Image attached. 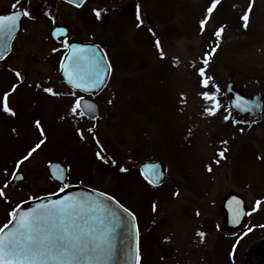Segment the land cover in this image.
I'll list each match as a JSON object with an SVG mask.
<instances>
[{
    "label": "rangeland",
    "instance_id": "rangeland-1",
    "mask_svg": "<svg viewBox=\"0 0 264 264\" xmlns=\"http://www.w3.org/2000/svg\"><path fill=\"white\" fill-rule=\"evenodd\" d=\"M24 1L31 3L32 19L25 23L11 58L0 66V99L19 85L9 96L16 116L0 110V186L10 181L7 200L17 206L48 193L54 183L47 167L58 162L70 169L67 185L103 192L137 221L141 215L147 220L149 264L152 259L156 264H217V229L223 236L236 234L226 227V198L240 196L246 210H257L254 186L264 183V165L254 157L264 160V83L227 69L219 55L211 69L212 86H203L205 76L200 72L207 60L204 54L215 41L224 47L264 34V0H220L210 18L213 0H147L146 5L142 0H89L81 10L58 0H0V13L15 10L13 5L18 8ZM137 5L142 23L137 20ZM96 10L101 17L93 18L89 32L80 14ZM205 19L208 23L202 28ZM55 24L68 27L72 40L99 44L112 65L111 81L95 99L101 110L95 121L70 114L79 94L71 95L59 76L57 56L63 47L50 39ZM220 29L223 32L217 35ZM172 32V37L165 36ZM226 56L248 71L264 73V41L231 49ZM5 70L19 71L23 82L8 78ZM229 81L249 97L261 96L263 113L249 129L225 120L229 98L224 89ZM45 87L61 95L45 93ZM205 94L216 97L215 115L206 111L214 102L205 100ZM37 120L44 136L35 126ZM88 128L94 131L88 133ZM79 131L85 132V139ZM44 139L43 148L17 169L18 161ZM101 146V155L116 160L115 167L97 158ZM225 148L226 159H220L218 153ZM156 161L166 164L167 178L161 188L150 191L139 180V168ZM121 167L129 171L122 173ZM16 172L24 176L23 182L11 181ZM149 192L172 199L155 203ZM1 214L0 226L8 217L5 211ZM252 219H246L243 229L251 226ZM198 232L205 233L203 241ZM223 261L218 264H232Z\"/></svg>",
    "mask_w": 264,
    "mask_h": 264
},
{
    "label": "snow or ice",
    "instance_id": "snow-or-ice-1",
    "mask_svg": "<svg viewBox=\"0 0 264 264\" xmlns=\"http://www.w3.org/2000/svg\"><path fill=\"white\" fill-rule=\"evenodd\" d=\"M66 2L79 8L83 6L84 0H66ZM219 3L220 0H213L211 6L208 8V18L211 17L212 12ZM13 8L16 10L15 14L0 16V58L4 57L6 50V40L4 38H12L18 27L19 19L21 17L32 19L31 13L28 10L17 8V5H13ZM249 12H251V8H249ZM95 16L99 19L101 11L96 10ZM243 19L247 22L249 19L248 15H245ZM137 20L140 21L139 5H137ZM53 23H55L54 18ZM207 23L208 19L203 20L201 27L203 28ZM245 27H247V23ZM222 32L223 29H220L217 35H220ZM55 35L57 38H60L66 36L67 32L64 28H59L56 30ZM156 45L157 47L160 46L159 40L156 41ZM69 50L70 56L66 58L68 64L62 67L61 70L67 78L66 82L73 89L71 95L75 96L76 90L90 92L101 86L103 84L102 77L106 71L111 69V64L107 63L106 68L102 70L100 69V61L96 60L93 56L86 55L85 49L69 45ZM106 57L107 54L104 53L101 56V60L106 61ZM200 75L204 76L203 70L200 72ZM15 76L20 82H23L19 71L15 72ZM18 86L13 85L11 91L5 93L2 99H0V110L13 117L16 116V112L10 106L9 96L16 92ZM203 86H208L207 79L203 81ZM43 91L52 96L61 95V93L55 92L51 87H45ZM204 99L214 102V107L206 109V111L209 115H215L216 111L219 110L216 97L205 94ZM95 111V105L83 102V97H77L70 109V114L72 116L83 117L90 113H95ZM227 119L229 117H225V120ZM35 126L40 130L41 136H44V129L41 127L39 120L35 122ZM86 131L92 133L94 128H88ZM79 135L82 140L85 139L84 131H79ZM44 143L45 141L41 140L40 143L33 147L23 159L18 161L16 168L19 169L20 165L24 164ZM224 143L226 144L227 141H224ZM97 144L99 145L98 140ZM103 151L104 149L101 146L100 151L96 154L97 158L104 164L111 163L115 167L116 160L101 155ZM226 151L227 149L225 148L218 153L220 159H226ZM219 162V160L215 161L217 164ZM148 168L150 172L145 176V179L149 184L157 186L152 178H159L160 176L157 166L150 165ZM207 170L211 172L212 167L209 166ZM60 171L64 173L65 171H70V169H61ZM119 171L126 173L129 169L121 167ZM4 175L5 177L9 176L7 172ZM18 179H23L18 172L11 175V181ZM52 179L61 183V192L67 191L68 186L64 183L67 179L66 175L53 173ZM9 183L10 181H6L0 186V198H5L6 202L8 201L5 190L9 188ZM99 195L103 197L105 193L101 192ZM107 199L112 200L113 198L108 196ZM116 203L118 207L135 221L136 217L132 212L124 208L118 201ZM260 204L261 201H257V210ZM21 209L22 205L10 211L9 221L0 227V264H110L113 256L111 244L113 225L107 216L108 210L102 204L83 197L69 196L67 199L59 201L40 203L30 212H22ZM153 211H156L155 204L153 205ZM248 214L251 215V213ZM112 218L114 219L115 216L113 215ZM197 235L203 241L205 233L198 232ZM134 251L136 254V264H140L141 246L138 227L136 228Z\"/></svg>",
    "mask_w": 264,
    "mask_h": 264
},
{
    "label": "water",
    "instance_id": "water-1",
    "mask_svg": "<svg viewBox=\"0 0 264 264\" xmlns=\"http://www.w3.org/2000/svg\"><path fill=\"white\" fill-rule=\"evenodd\" d=\"M66 2V0H64ZM86 0H84L85 2ZM83 2V3H84ZM73 5V4H71ZM75 6V5H74ZM15 12H12L8 15H13ZM0 16H7V15H0ZM23 17H21L18 21V27L12 36L11 39H7L5 37L4 39L6 40V45H5V54L3 58H0V63L3 62L11 53V48L12 44L15 40V38L19 35L21 31V23H22ZM59 28H64V27H57L52 30L51 32V38L53 41L62 44L63 39L68 38L70 32L67 28H64L67 32L66 36L57 38L55 35L56 30ZM264 41V34L258 37L254 38H245V39H240L238 41H233L225 45L221 52H220V62L223 66L226 68L232 70L235 73H238L239 75L255 80V81H264V73H255L252 71H248L235 63L231 62L227 56L226 53L227 51L242 47V46H247L251 44H256ZM69 45H72L73 47H80L86 50V55L88 56H93L96 60L100 61V69H105L106 65L108 62V59L106 57V61L101 60V56L105 53L98 45L92 44V43H80V42H74ZM69 45L67 46V52L64 54L61 62H60V76L64 82V84L72 89L71 85H69L66 80L67 78L65 77L64 73L62 72V67L66 66L68 64V60L66 59L67 57L70 56V50H69ZM112 73V68L109 71H106L105 74L103 75V84L99 86L98 88L93 89L90 92H81L79 90H76V92H81L87 96H92L96 97L98 96L107 86L110 77ZM73 90V89H72ZM225 92L226 94L230 97V107L232 108L233 111L236 113L246 117L250 116L251 118H256L262 111V101L259 95L254 96L252 99L246 97L244 94L242 88L238 85H236L234 82L230 81L226 84L225 86ZM83 102L90 103L95 105L96 111L95 113H90L89 115H86L87 118L89 119H96L98 118L100 114L99 106L98 104L92 100V99H83ZM96 117V118H92ZM150 165H156L157 169L160 173L159 178L152 177L154 181L156 182L157 186L154 187H160L164 181L166 180L167 177V166L163 162H154V163H145L140 166L139 170L142 174V176L145 178L146 175L149 174L150 169L148 166ZM59 166V167H57ZM61 169L65 168L59 164V163H52L48 166V174L50 175L52 179V174H64L67 176V172L65 171L64 173H61ZM23 177V179H18L15 180L14 183H21L24 181V176L22 174H19ZM54 182L58 183L61 185V183L57 180L52 179ZM67 179L65 180L66 184ZM152 185V184H151ZM153 186V185H152ZM69 196L73 197H83L87 198L89 200L98 202L102 204L108 211H107V216L109 217L112 225H113V232L111 236V244L113 248V256L112 260L110 261V264H136V254H135V240H136V228H137V223L136 220L133 221L132 217L129 216L127 213H125L120 207L117 205V201L112 199L108 200L107 195L105 196H100L99 192L84 188V187H79V186H73L69 187L67 191L65 192H59L54 195L50 196H45L41 197L43 199H36L32 201H27L19 206L22 205V212H30L33 208H35L38 204L40 203H49L52 201H59L62 199H67ZM223 209L226 212V221H227V228L229 229H237L241 227V225L244 222L245 216H246V209H245V201L241 199L238 196L232 195L229 196L224 204H223ZM113 215L115 218L113 219ZM261 252H262V247H261ZM260 264H264L262 261Z\"/></svg>",
    "mask_w": 264,
    "mask_h": 264
},
{
    "label": "flooded vegetation",
    "instance_id": "flooded-vegetation-1",
    "mask_svg": "<svg viewBox=\"0 0 264 264\" xmlns=\"http://www.w3.org/2000/svg\"><path fill=\"white\" fill-rule=\"evenodd\" d=\"M88 1L89 0H87V2L82 7L76 8V7H73V6L66 4L62 0H58V2L63 4L65 7L75 9V10H81L88 3ZM18 8L26 9L31 13V3L30 2H27V1L22 2ZM13 11H16V10H10V11L5 12L3 14H8V13L13 12ZM0 14H2V13H0ZM80 16H81V19H82V16H86V18L87 19L89 18L92 22L94 21V19L98 21L97 17L95 16V13H93L92 11H89V15H84V13H81ZM27 20H28V17H24L23 22H22L21 33L19 34V36L16 38V40L13 43V50H14L15 42L20 37V35L23 33L24 25L27 22ZM82 22H83V20H82ZM58 26H63V25L62 24H55V25H53L52 28L58 27ZM86 29L89 32L93 31L91 29V27H86ZM70 37H71V35L69 36V38ZM69 38L64 40V43L60 45V47H63L64 50L66 49V46L70 42L79 40V38H77L78 40H76V39L75 40H72V39L69 40ZM78 42H84V41L79 40ZM230 119L237 121V122H240V123H244L246 125L253 123V120H251L249 117L239 118V117H237V115H234V114L230 115ZM255 157H256V161L258 163L264 165V162H263L264 160H262L260 158V156H258L256 154ZM262 187H264V183H263ZM256 201H261L259 211L252 210L249 212L247 209L246 219L248 217L253 218L250 221L251 226H248L245 229H243V226L239 229H236V230L228 229V230L236 233V234H233L229 237L223 236L221 233L218 232L221 230L217 229V264L224 262L223 260L230 262L232 264H239V263L240 264H260L262 261L264 262V196H257ZM256 204H257V202H255V208L254 209H256ZM248 213H251V215H249ZM246 219H245V221H246ZM255 233H257V234L255 235ZM149 236H151V235H149ZM149 236L147 233L146 238H150ZM245 243H251V244L249 246H246V251L244 252V250H242V247ZM226 247H229L230 251L224 250V248H226ZM261 247H262V252H261ZM221 252H223V253L221 254ZM140 255H141V253H140ZM241 256H242V259H241ZM141 262H142V256H141ZM141 262H140V264H141Z\"/></svg>",
    "mask_w": 264,
    "mask_h": 264
},
{
    "label": "trees",
    "instance_id": "trees-1",
    "mask_svg": "<svg viewBox=\"0 0 264 264\" xmlns=\"http://www.w3.org/2000/svg\"><path fill=\"white\" fill-rule=\"evenodd\" d=\"M142 2H144L145 5L147 4L146 3L147 0H142ZM130 4H131V2H130ZM82 20H83L84 25L86 27H91L90 24L92 25V21L89 18L87 19L86 16H82ZM159 20H162V18H159ZM165 36L172 37L173 36V32H172V34H169L168 33ZM210 45L211 44H209V46ZM219 51H220V48H219V46L217 44V41H215L214 44H212L210 47L207 48V51L204 54L205 55V60L206 59L207 60L204 62L203 72H204L205 79H207V81H208V86H212L214 84L213 77H212V74H213L212 71L213 70H211V69H212V65L215 64L216 56L218 58ZM58 59L59 58H57V63H58ZM4 73L7 75L8 78H13L14 80H18V78L15 76V73L14 72H11V71L8 72V71L5 70ZM26 87H27V85H26ZM44 141L46 142V139H44ZM43 146H44V144H43ZM42 148L43 147L41 146V148H39V149H42ZM254 159H256V157H254ZM56 160L57 161H60V159H56ZM234 168H236V170L238 169L237 168V163L235 164V167ZM136 176H138V178H140L138 174ZM2 180L3 179L0 178V184H1ZM139 180L140 181L142 180L144 182V185L147 186L149 189L151 188L150 186H148V184L143 179H139ZM243 181H248L249 182V180L248 179L246 180L245 178H243ZM252 186H253V184H252ZM254 188H256V190L254 192H255V194L257 196H264V187H262L261 185L260 186L257 185V187L254 186ZM58 190H59L58 187L56 185L52 184L51 185V189L46 190V191H49L48 193H55ZM153 197H154L153 196V193L149 192L148 193V198L154 200L155 203L160 202L162 200L167 201V200H171L172 199V196L171 195H166V196H163L162 195L160 197H154V198ZM14 208H16V206L12 205L9 201L6 202L5 198H0V215H2L1 212H3V211L6 212V215H8V217L6 219V223L9 221V212L12 211ZM1 209H4V210L1 211ZM3 215H5V214H3ZM3 225L4 224H2V226ZM2 226H0V227H2ZM140 227H141L142 233L145 232V229L147 228V220H145L142 215H141V219H140ZM140 246H141V256H142V262H141V264H149V262L148 261L146 262V260L151 256V254H152V248H151L150 242H148V239L146 238V236L142 237V239H141V245ZM151 264H156V262L153 261V259H152L151 260Z\"/></svg>",
    "mask_w": 264,
    "mask_h": 264
}]
</instances>
